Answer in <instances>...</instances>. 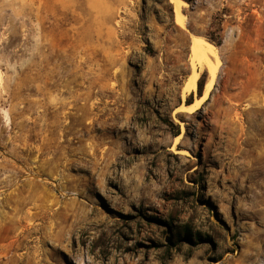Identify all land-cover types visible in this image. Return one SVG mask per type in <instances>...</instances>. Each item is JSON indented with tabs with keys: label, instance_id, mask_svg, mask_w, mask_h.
I'll return each instance as SVG.
<instances>
[{
	"label": "rangeland",
	"instance_id": "rangeland-1",
	"mask_svg": "<svg viewBox=\"0 0 264 264\" xmlns=\"http://www.w3.org/2000/svg\"><path fill=\"white\" fill-rule=\"evenodd\" d=\"M183 1L0 0V264H264V0Z\"/></svg>",
	"mask_w": 264,
	"mask_h": 264
},
{
	"label": "bare ground",
	"instance_id": "bare-ground-1",
	"mask_svg": "<svg viewBox=\"0 0 264 264\" xmlns=\"http://www.w3.org/2000/svg\"><path fill=\"white\" fill-rule=\"evenodd\" d=\"M174 7V18L175 22L183 27L185 25V17L182 12V8L187 6V3L183 0H170ZM203 38V37H202ZM198 35H192V40L190 43V72L183 83L182 90L185 94L193 92L197 88V79L199 77V70L197 69V62L203 64L206 63V67L209 72V79L205 85V88L201 95L197 96L194 101L190 104H183L184 108L188 109L190 112H194L198 106L206 99L209 92L214 88L215 80L220 65V56L216 51V47L209 41L202 39ZM211 57L213 59H211ZM259 83H252L251 88L246 89L243 92L242 97L247 98V107L249 108H264V104H257L263 99L262 91L260 90ZM241 97V98H242ZM235 106L239 103H235ZM187 110V111H188Z\"/></svg>",
	"mask_w": 264,
	"mask_h": 264
},
{
	"label": "trees",
	"instance_id": "trees-1",
	"mask_svg": "<svg viewBox=\"0 0 264 264\" xmlns=\"http://www.w3.org/2000/svg\"><path fill=\"white\" fill-rule=\"evenodd\" d=\"M210 39H212V38H210ZM220 43H221V41H217V42H215L216 45H219ZM201 83H202V77H200V78L198 79V82H197V84H198V91H199L198 94H199V95H200ZM192 101H193V92H190V93L188 94L187 98H186L185 103H186V104H190V103H192ZM173 134L176 135V134H178V132L176 131V132H174Z\"/></svg>",
	"mask_w": 264,
	"mask_h": 264
}]
</instances>
